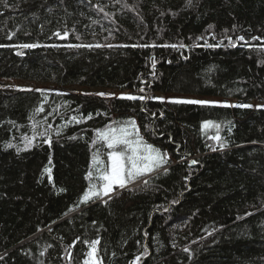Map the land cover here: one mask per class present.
<instances>
[{"label":"trees","instance_id":"1","mask_svg":"<svg viewBox=\"0 0 264 264\" xmlns=\"http://www.w3.org/2000/svg\"><path fill=\"white\" fill-rule=\"evenodd\" d=\"M0 79V264H264V108L156 97L264 100V0H0ZM109 127L167 162L82 203Z\"/></svg>","mask_w":264,"mask_h":264},{"label":"snow or ice","instance_id":"2","mask_svg":"<svg viewBox=\"0 0 264 264\" xmlns=\"http://www.w3.org/2000/svg\"><path fill=\"white\" fill-rule=\"evenodd\" d=\"M103 9H101L102 11ZM211 27V26H210ZM55 35L60 36L59 33H55ZM61 38H66L61 37ZM237 39L243 40V37H238ZM253 39H259L254 37ZM37 45L35 44H22L18 47L20 48H35ZM68 47H92V45H68ZM99 47V45H97ZM172 47H175L174 45ZM31 91V89H29ZM36 91H41L36 89ZM143 91V89H141ZM97 95L104 96V93H97ZM129 100H144L145 97H135L128 96L122 97ZM163 100V98H158ZM172 103H183V104H195V105H215L217 102L215 101H206V100H172ZM224 107H244L251 108L252 105H222ZM264 107V106H260ZM38 111H42V109H38ZM79 121H77L78 123ZM131 124L132 129H135V121L128 122ZM215 127L219 129L218 124H214L213 121H204L202 124V130L208 127ZM133 134L132 131H129L128 127H109L105 130H97L98 137L104 142L106 147L109 149L107 153L108 157V166L106 168L100 169L97 168L96 171L99 173L98 179L103 183L100 188L97 189L95 185H90L89 189L85 192L84 196L81 198V202H87L91 197L100 196H108L114 189V186H118L119 188H125L128 183L136 180L137 178L143 176L146 173H150L153 170L160 168L161 165L167 162V153L161 154L159 149L154 148L150 144H145L142 139H137L136 141H132L129 137ZM138 135V134H137ZM213 139L219 140L220 137L217 135L212 137ZM27 143L25 145V149L31 145V140L25 138ZM48 143V141H45ZM12 145L9 144L8 147ZM121 146H123V150H121ZM221 147H224L221 144ZM128 153H131L130 155ZM103 162L99 159L98 152L93 155L92 166L102 164ZM192 163H196V161H192ZM92 172L90 171L85 179H91ZM62 191V189H61ZM71 211V209H69ZM98 241H93L90 245L91 251L87 254L89 257L95 256V246ZM188 251V249H185ZM137 261L139 257L136 258ZM85 264H89V261L86 259Z\"/></svg>","mask_w":264,"mask_h":264},{"label":"rangeland","instance_id":"3","mask_svg":"<svg viewBox=\"0 0 264 264\" xmlns=\"http://www.w3.org/2000/svg\"><path fill=\"white\" fill-rule=\"evenodd\" d=\"M48 86L43 84L37 83H30V82H21V81H10V80H3L0 79V89H18V90H36V89H46ZM77 91L85 94H92L97 95V93H104L106 95L101 97H128L130 96L129 92H117L114 90H106V89H90V88H77ZM100 96V95H97ZM158 98H163L162 101L169 102L172 100H206V101H215L217 102L215 105H236L239 101L234 99H222V98H212V97H199V96H190V95H178V94H157ZM161 100V99H158ZM241 105H252V108H264L260 106H264V100L261 101H241ZM129 155L131 153H128ZM103 182L101 181V184ZM90 185H94L90 183ZM131 185L130 187H132ZM116 187V186H114ZM98 189V188H97ZM90 264H97L93 257H91Z\"/></svg>","mask_w":264,"mask_h":264},{"label":"water","instance_id":"4","mask_svg":"<svg viewBox=\"0 0 264 264\" xmlns=\"http://www.w3.org/2000/svg\"><path fill=\"white\" fill-rule=\"evenodd\" d=\"M192 165H194V164L192 163ZM101 201H102V200H101ZM101 201H99V202H101ZM99 202H98V203H99Z\"/></svg>","mask_w":264,"mask_h":264},{"label":"bare ground","instance_id":"5","mask_svg":"<svg viewBox=\"0 0 264 264\" xmlns=\"http://www.w3.org/2000/svg\"><path fill=\"white\" fill-rule=\"evenodd\" d=\"M136 132V131H135ZM192 161V160H191Z\"/></svg>","mask_w":264,"mask_h":264}]
</instances>
